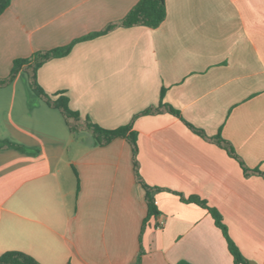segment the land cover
Returning <instances> with one entry per match:
<instances>
[{
  "label": "crops",
  "instance_id": "0c3cea01",
  "mask_svg": "<svg viewBox=\"0 0 264 264\" xmlns=\"http://www.w3.org/2000/svg\"><path fill=\"white\" fill-rule=\"evenodd\" d=\"M140 0H12L0 16V78L14 61L66 47L123 20ZM157 29L116 28L78 42L37 73L48 95L106 130L134 120L139 172L159 212L148 217L124 139L106 146L71 134L63 115L21 71L0 88V256L39 264H234L222 232L197 196L223 217L249 262L264 264V178H246L229 142L264 173V0H165ZM160 221L164 222L158 229Z\"/></svg>",
  "mask_w": 264,
  "mask_h": 264
},
{
  "label": "trees",
  "instance_id": "16d2710c",
  "mask_svg": "<svg viewBox=\"0 0 264 264\" xmlns=\"http://www.w3.org/2000/svg\"><path fill=\"white\" fill-rule=\"evenodd\" d=\"M12 0H0V16L9 8ZM167 10H166V2L165 0H140L138 4L127 14V16L119 21L118 23L112 24L107 27L103 32L90 35L88 37L79 39L71 43L66 47L57 48L51 51H43L37 52L33 54L32 57L28 59H19L14 61L11 73L7 78H0V88L6 87L10 85L17 75L23 71L27 74L29 80V86L32 92L42 101H44L49 107L57 109L61 112L64 117V120L71 132L72 135L78 136L84 133L90 134L98 146H106L110 144L112 141L116 139H124L126 140L131 148L133 153V165H134V173L136 177V181L140 186L144 189L146 193V201L148 205V217L146 222L150 217L156 218L159 216V212L157 210L155 199L152 197V193L154 190L149 187L142 179L139 172V163L137 160L138 157V144H137V133L133 130L134 120L141 116H151L168 113L175 117L181 118L180 113L174 110L170 105L164 104L160 102L157 107H150L145 111L136 115L133 121L124 127L115 129V130H106L100 127L99 125L93 123L90 119L82 118L79 113L74 112L69 107V99L64 95V93H60L57 95H48L42 89V87L38 83L37 73L38 70L47 62L53 59L66 57L72 50L75 44L81 41L90 40L97 36H101L107 34L108 32L115 30L116 28H132V27H145L149 29H157L166 19ZM188 128L199 135L206 141L215 144L219 148L226 151V153L236 160L246 178L251 176H259L264 178V173L255 169H249L242 159L236 154L232 145L221 138L220 136H216L213 138L207 137L202 131L194 128L189 125L185 121H183ZM0 148H9L23 151L24 148L11 143L9 141L0 140ZM180 197L181 201L186 204H195L203 209H206L209 214L212 216L216 227L222 232L230 254L233 257L234 264H250V262L244 258L242 253L236 244L232 241L229 236L228 228L224 224L223 217L221 214L214 208L209 207L208 203L197 196H192L189 198H185L181 194H176ZM0 264H39L34 258L31 256L20 253V252H7L0 256ZM178 264H190L186 261H180Z\"/></svg>",
  "mask_w": 264,
  "mask_h": 264
},
{
  "label": "built area",
  "instance_id": "2783aa9c",
  "mask_svg": "<svg viewBox=\"0 0 264 264\" xmlns=\"http://www.w3.org/2000/svg\"><path fill=\"white\" fill-rule=\"evenodd\" d=\"M163 226H164V222L160 221L157 228L158 229H162Z\"/></svg>",
  "mask_w": 264,
  "mask_h": 264
},
{
  "label": "water",
  "instance_id": "95a60500",
  "mask_svg": "<svg viewBox=\"0 0 264 264\" xmlns=\"http://www.w3.org/2000/svg\"><path fill=\"white\" fill-rule=\"evenodd\" d=\"M250 264H256V263H254V262H250Z\"/></svg>",
  "mask_w": 264,
  "mask_h": 264
}]
</instances>
